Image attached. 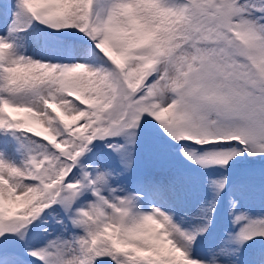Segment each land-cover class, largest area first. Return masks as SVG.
<instances>
[{"label": "snow or ice", "instance_id": "snow-or-ice-1", "mask_svg": "<svg viewBox=\"0 0 264 264\" xmlns=\"http://www.w3.org/2000/svg\"><path fill=\"white\" fill-rule=\"evenodd\" d=\"M34 24L86 36L67 43L84 62L25 55ZM0 137L25 154L0 153V264H24L21 242L40 264H264V0H0ZM141 137L151 171L129 188ZM97 142L114 163L85 162ZM168 142L219 170L191 230L174 211L198 180ZM221 204L233 230L200 252ZM45 216L60 235L30 250Z\"/></svg>", "mask_w": 264, "mask_h": 264}, {"label": "rangeland", "instance_id": "rangeland-1", "mask_svg": "<svg viewBox=\"0 0 264 264\" xmlns=\"http://www.w3.org/2000/svg\"><path fill=\"white\" fill-rule=\"evenodd\" d=\"M51 30V29H50ZM31 33L30 44L25 45V55L31 56L33 59L42 60L44 62L49 63H60V64H68L73 62H84L80 60L79 57L76 58V61L72 59V52L67 47V43L71 42L73 45H78L79 47H83L85 44L91 45V41L88 40L86 36L81 33L74 32V35H64L60 33H56L53 30L52 32H48L42 25L34 24L33 28L29 30ZM91 59V58H90ZM14 118L16 119H24L27 116V113L19 112L13 113ZM155 136V133L151 134ZM162 135V134H161ZM11 140V137H8ZM164 141H167V137L163 138ZM0 140H3L0 137ZM121 143H123V138L121 139ZM171 146L172 142H168ZM15 145V142H13ZM169 147V153L174 160L175 165L182 169L189 176L195 177L198 180V183L193 186L192 195L189 196L183 203L179 206L175 207L174 218L178 223H181V226L187 230H191L194 228L200 221L195 219L197 215V210L199 205L203 199L210 198L211 193L207 188V180L209 178H215L218 174V169L209 168V169H201L196 165L191 164L190 162L183 159L179 154V146L176 149H172ZM177 146V145H175ZM174 146V147H175ZM194 147V146H190ZM103 144L97 142V146L93 149V153L95 155L99 154L106 162H115L117 160V156L111 150H105ZM146 152H147V142L144 137H141V146H140V160L137 172L134 174V177H128L125 181H121V183L127 182L129 188H132L134 185L135 176L148 174L151 169L147 165L146 161ZM0 153H2V158L6 163L14 164L17 166L22 165L25 158L22 160L17 159L15 153V146H10L5 150L2 145H0ZM238 168L241 166H237ZM153 205L145 203L142 207V211L150 212L151 207ZM6 209H10L12 213H15L14 210L21 211L22 205L20 204H12L5 205ZM14 211V212H13ZM255 215V211L253 212ZM227 214L226 207L224 204L220 205L219 212L216 216V222L210 232L206 235V237L200 240L199 248L197 249L200 252H203L206 245H208L213 240L219 239L220 236L224 233L225 230L232 231V225H229L227 222ZM42 219H47V223H40L37 226L41 231L39 233H35L37 227L33 229V227L28 232L29 241L31 244V250L43 248L47 245L50 240H55L59 237L61 229L55 223L51 216H45ZM73 232H68L63 238L71 239L73 236ZM19 250L21 251V243L19 244ZM24 264H40L38 260H24Z\"/></svg>", "mask_w": 264, "mask_h": 264}]
</instances>
